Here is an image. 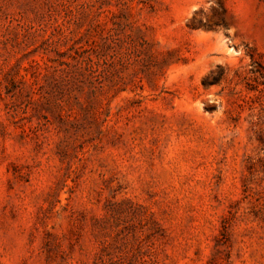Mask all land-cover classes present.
Segmentation results:
<instances>
[{
  "label": "rangeland",
  "instance_id": "rangeland-1",
  "mask_svg": "<svg viewBox=\"0 0 264 264\" xmlns=\"http://www.w3.org/2000/svg\"><path fill=\"white\" fill-rule=\"evenodd\" d=\"M0 264H264V0H0Z\"/></svg>",
  "mask_w": 264,
  "mask_h": 264
}]
</instances>
